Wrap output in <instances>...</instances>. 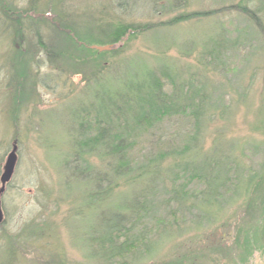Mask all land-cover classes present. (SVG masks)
<instances>
[{"label": "rangeland", "instance_id": "374dc122", "mask_svg": "<svg viewBox=\"0 0 264 264\" xmlns=\"http://www.w3.org/2000/svg\"><path fill=\"white\" fill-rule=\"evenodd\" d=\"M17 1L19 6H30L28 0ZM45 1L39 4L38 14L33 15L39 21L46 19L44 11L49 12ZM147 1H138V9L131 15L113 9L110 0H56L52 12L65 10L63 22L76 27L77 36L83 39L77 46L83 52L76 51L51 25L42 24L39 29L44 43L54 44L58 52L74 55L61 57L52 67L33 36L22 41L23 50H11L8 42L0 39V177L14 144L18 145L16 172L2 199L5 219L0 225V264L103 263L89 243L95 212L87 210L86 202L93 181L74 178L66 162L74 157L72 136L78 135L75 130L80 102H90L91 98L97 101L96 94L100 92L106 95L103 87L108 75L102 76L96 87H87L103 72L94 63L99 57L92 56L87 47L115 46L101 44L100 40L106 43L108 36L100 29H110L112 23L119 22L164 26L123 43L125 49L120 56H103L105 67L113 63L122 66L108 77L125 74L120 75L125 79L143 64L156 72L168 67L182 73L180 83L193 81L197 88L201 83L208 85L211 109L201 127L179 114L134 139L131 157L135 162L159 158L153 165L158 167L154 173L157 193L153 209L144 215L136 231L155 244L152 249L149 245L150 251L143 246L131 253L126 262L118 263L264 264V182L251 195L254 213L247 214L242 207L238 210L239 200L247 199L246 177L264 166V38L233 13L169 25L185 13L223 9L240 0H186V6L160 17L154 14V7L151 9V1ZM221 34L227 43L223 63L216 71H204L200 52L209 37ZM245 37L250 47L233 48L236 38ZM13 53L23 55L27 64L24 72L18 70L19 77L27 75L22 78L21 88L14 92L15 99L8 93L9 84L17 83L11 81L9 64ZM37 59L41 64L36 68ZM171 88L167 86V90ZM188 147L190 151L180 160H194L199 167L208 161L218 163L212 173L219 176V182L225 178L224 171L228 173L225 187H218L217 182L220 189L216 200L203 199L212 180L210 174L201 169L195 172L197 165L187 171L176 166L179 159L176 161L173 156ZM90 162L99 165L96 158ZM239 168L242 175L236 186ZM187 184L179 191V185ZM137 187L135 184L131 188ZM130 191V187L121 185L111 201ZM179 196L185 199V207L178 205Z\"/></svg>", "mask_w": 264, "mask_h": 264}, {"label": "trees", "instance_id": "16d2710c", "mask_svg": "<svg viewBox=\"0 0 264 264\" xmlns=\"http://www.w3.org/2000/svg\"><path fill=\"white\" fill-rule=\"evenodd\" d=\"M44 1L28 0L30 6L26 8L22 5L19 6L17 0H0V39H5L8 42L7 46H9V49L12 48L11 50H23L22 41H25L29 35L33 36L44 50L52 67L59 62L61 57H69L73 53L58 52L54 44L48 45L44 43L39 29L42 24L51 25V27L58 30L59 32L55 30L56 33L67 38L79 53L83 52V49L78 47L80 46L78 43L83 39L77 36L78 30L72 23L64 24L66 22V20L63 22L65 19L64 9L61 11L57 10L56 14L52 12L56 0L45 1L48 3L49 12L44 11V15L46 19H49L48 21L44 18L39 21L34 17L33 15L38 14L37 8L39 4ZM110 1L113 9L116 8L122 12L128 11V14L132 15L134 9H138L137 2L140 0ZM145 2L148 3L147 0ZM149 2L151 9L152 7L155 8L154 14L158 15V17L163 16L164 12L168 14L171 11L181 9L187 4L186 0H175L170 3L168 0H149ZM162 2H167L168 4L166 3L165 6H162ZM232 13L240 15L245 20L248 29L261 34L264 38V0H240L238 3H232L223 9L185 13L169 22V25L193 20L200 22L205 19L224 17ZM46 15L50 16L47 17ZM151 16H153L152 13ZM163 26V23L119 22L116 25L112 23L109 27L110 29H100L102 33H106L108 36L106 43L100 40L102 45L121 46L108 53L98 52L91 44L87 47L92 56L97 54L99 58H96L94 63L97 66H101V70H103L93 79L95 82L87 85L88 89L91 86L96 87L102 76L115 74V71L118 72L122 67L114 63L105 67L101 62L103 56L109 54L120 56L125 49V44L123 45V43L130 42L140 35ZM209 38L205 42L199 57L201 58L203 70L212 72L216 71V68L223 63L222 55L226 51L227 43L222 34ZM234 41L233 48H238L239 46L241 48L250 47L248 37L243 40L236 38ZM15 57H19L18 61L14 60ZM25 61L21 54L15 56L13 53L11 55L9 64L11 74H13L11 81H17L16 84L14 82L9 84L8 93L11 98H17L14 92L21 88L22 78L27 75L24 76L25 73H23L19 77L18 74L19 68L24 72V68L27 67ZM34 63L37 65L36 68L41 64L38 59ZM104 71L106 72L104 73ZM120 75L125 74L106 77V85L103 87L106 90L105 96L100 92V94H96L97 101L91 98L90 102L86 100L82 104L80 102L76 114L77 124L75 130L78 135L72 136L74 157L73 160L69 157L70 159L66 162V168L71 170L74 178L79 177L78 179L83 178V180L93 181V185L87 194L86 202L87 210L95 212L93 213L94 223L90 229L89 243L93 252L95 251V254L101 258V262H103L101 264L126 262V258L131 253H135L143 246L148 248L150 245L152 249L155 244L150 242L145 234H136V231L140 227L139 225L143 221L144 215H147L153 209L151 207H153V200L157 193L154 173L158 170V167L153 165L158 162L159 158L154 156L151 159L153 160L152 162H135L131 157V152L135 147L136 140L134 139L142 136L147 131L153 130L166 118L179 114L188 116L193 119L196 126L201 127L203 120L208 118V116L210 117L209 111L211 109L208 85L201 83V86L197 88L193 86V81L180 83L182 73L173 71L171 68L164 67L160 72H156L143 64L132 72L129 77L125 76V79L120 77ZM168 85L172 87L170 91L167 90ZM222 114L224 113L222 112ZM193 139L195 140V136ZM189 151L190 148L188 147L184 153L173 156L174 160L177 161L179 159L177 161L179 163H176V166H182L183 170L195 168L197 165L194 160L187 162L180 160ZM93 158L99 160V165H93L90 162V159ZM218 165V163L208 161L206 165L204 164L201 167L197 165L198 167L195 168V172H197L196 169L199 171L201 169L210 174L209 177L212 178L208 183L207 190L203 193V199L212 197L213 200H216L219 189L225 187L226 180L229 178L228 173L223 170L226 175L224 180L219 182V176H214V170ZM171 170L175 173V166ZM238 173L236 186L240 184L241 180L240 168ZM263 175L264 166L261 171L246 177L248 179V190L245 192L247 199L245 197L242 202L239 200L240 206L238 210L241 207L242 209L246 208L247 210H244V212L247 214L254 211L251 195L254 189L258 191L262 186L264 181L261 180V177ZM173 177V182L177 183L176 176ZM217 182H219V189L217 188ZM135 184L139 185L137 190L131 188ZM121 185L130 187L131 191L122 197L119 196L115 201H111L115 191ZM179 186L180 191L187 187L188 184ZM179 191H177L178 194L180 193ZM248 193L250 194L249 196ZM177 200L178 205L185 207L184 203L186 201L183 197L179 196ZM82 211L80 214H82ZM261 211L264 213V208ZM240 218L242 220L243 217ZM148 249L149 251L151 250L150 248ZM95 254L93 255L94 258H96ZM119 260L121 262L118 263Z\"/></svg>", "mask_w": 264, "mask_h": 264}, {"label": "water", "instance_id": "95a60500", "mask_svg": "<svg viewBox=\"0 0 264 264\" xmlns=\"http://www.w3.org/2000/svg\"><path fill=\"white\" fill-rule=\"evenodd\" d=\"M115 46H105V47H95V49L104 52L111 51ZM18 145L15 143L11 153L8 155L6 163L3 167V173L0 177V225L4 222V212H3V196L6 193L7 186L11 183L18 164Z\"/></svg>", "mask_w": 264, "mask_h": 264}]
</instances>
